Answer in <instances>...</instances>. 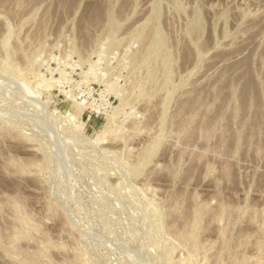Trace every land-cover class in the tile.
Returning <instances> with one entry per match:
<instances>
[{
  "label": "rangeland",
  "instance_id": "obj_1",
  "mask_svg": "<svg viewBox=\"0 0 264 264\" xmlns=\"http://www.w3.org/2000/svg\"><path fill=\"white\" fill-rule=\"evenodd\" d=\"M0 264H264V0H0Z\"/></svg>",
  "mask_w": 264,
  "mask_h": 264
},
{
  "label": "bare ground",
  "instance_id": "obj_2",
  "mask_svg": "<svg viewBox=\"0 0 264 264\" xmlns=\"http://www.w3.org/2000/svg\"><path fill=\"white\" fill-rule=\"evenodd\" d=\"M69 3H71V2H69ZM99 15V14H98ZM100 16V15H99ZM97 17V16H96ZM244 63V62H243ZM242 66V65H241ZM246 71V70H245ZM249 81V80H248ZM252 83V82H251ZM250 85V84H249ZM248 86V85H247ZM246 88V87H245ZM245 97H246V99L248 98L249 100H251V98L252 97H254V95H253V92H252V89L249 87H247L246 89H245ZM245 99V100H246Z\"/></svg>",
  "mask_w": 264,
  "mask_h": 264
}]
</instances>
